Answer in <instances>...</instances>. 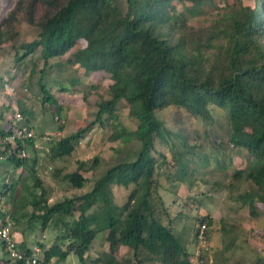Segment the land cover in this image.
Here are the masks:
<instances>
[{
  "label": "trees",
  "instance_id": "trees-1",
  "mask_svg": "<svg viewBox=\"0 0 264 264\" xmlns=\"http://www.w3.org/2000/svg\"><path fill=\"white\" fill-rule=\"evenodd\" d=\"M208 2L212 0H124L125 9L114 0L16 2L5 27L0 29V48L18 35L10 27L17 12H22L29 24L39 28L35 39L12 48L15 61H22L40 48L42 63L37 86L43 93V101L55 102L45 86L50 60L61 57L79 41L84 44L73 52L74 62L86 71H102L112 80L109 96L96 101L94 121L55 140L54 157L69 156L76 142L95 125H110L114 129L112 140L132 144L131 156L114 162L84 194L50 205L42 187L40 198H33L31 217L40 218L42 227L53 216L63 222L64 216L76 212V218L66 229L65 248L56 243L46 247L34 239V244H39L42 250L40 264H50L52 259L65 260L69 253L83 262L95 234L101 230H107L111 250L122 244L131 252L129 257L111 259L105 264H201L206 246L202 244L198 253L190 256L181 237L172 231L171 219L167 224L162 220L169 218L159 194L158 179L166 165V155L157 149V143L167 146L175 159L177 169L165 172L168 179L182 182L190 173L192 181L189 180L193 182L194 168L197 170L199 166L189 171L186 166L190 162L200 165L207 159L199 143L188 145V135L182 130L167 129L158 117L170 108L184 109L193 117L211 121L214 111H222L228 130L227 147L217 150L214 159L218 165L223 163L227 167L222 160L227 157L230 162V151L240 150L245 154L244 168L234 170L227 186L237 189L243 184L236 198L251 213L255 214L256 208L264 205V0H256L253 6L244 5L242 0L226 3L208 25H191L184 10L194 12ZM173 3L180 4V9ZM38 6L42 12L36 18ZM19 48L24 52L18 53ZM4 82L0 75V87ZM121 103L128 106L127 117L136 121L134 129L121 123L118 112ZM17 110L21 123L32 129L28 125V110ZM11 132L8 123L0 128V157L17 167H27V148L33 145V138L11 143L5 139ZM215 140L220 149L221 141L217 137ZM21 148L26 150L24 157L18 155ZM98 164L95 156L91 164L80 162L65 177L80 189L89 181L86 173L93 172ZM32 179L35 186L42 185L38 176ZM112 185H120L127 191L124 204L113 201ZM11 190H15V183L2 181L0 196L4 198ZM96 204H100L98 211L105 218L102 227H92L91 213H87ZM38 211L41 212L35 214ZM9 217L12 221L10 214ZM210 225V218L198 219L194 233L197 242L208 241ZM0 247L4 249L1 243ZM32 247L23 246L25 254ZM6 261L25 264L21 260L7 258ZM255 264H264V259H258Z\"/></svg>",
  "mask_w": 264,
  "mask_h": 264
},
{
  "label": "rangeland",
  "instance_id": "rangeland-1",
  "mask_svg": "<svg viewBox=\"0 0 264 264\" xmlns=\"http://www.w3.org/2000/svg\"><path fill=\"white\" fill-rule=\"evenodd\" d=\"M114 1L125 9L124 0ZM234 1L236 0H212L200 5L194 12L184 10V13L191 25H208L224 9L226 3ZM255 1L242 0V3L253 6ZM16 2L18 0H0V29L5 27L7 17L15 9ZM173 6L180 9V4L173 3ZM36 12L38 18L42 9L38 6ZM10 27L18 35L0 48V75L5 81L0 87V128L7 127V123L10 125L14 110L25 108L28 110L26 114L29 117L28 125L33 129L34 138L33 145L27 148L28 166L20 168L17 172L12 170L13 176L20 174L17 188L11 190L12 198L7 199L9 195H4L0 209L9 213L12 218L14 238L18 236L19 241L23 240L17 230L24 228L27 234L36 236L46 247L56 243L59 247L65 248L68 242L66 229L76 218V212L72 216H64L63 222L57 220V216H53L45 227H42L40 218L31 217L34 211L33 198H40L42 187L46 201L50 205L64 198L84 194L91 190L94 180L114 162L131 156L132 144L112 140L110 135L114 133V129L110 125L106 124L105 127L95 125L76 142L75 150L69 156L54 157L52 147L55 140L70 135L94 121L96 101L109 96L112 80L102 71H86L80 63L74 62L73 52L84 44L79 41L61 57L50 60L51 66L47 70L45 86L55 102L43 101V93L37 86L38 71L42 63L40 48L22 61L14 60L15 51L12 48H18L20 43L35 39L39 28L29 24L22 12L16 13ZM17 50L18 53L24 52L20 48ZM127 107L124 103L119 105V119L125 127L134 129L136 121L127 117ZM158 117L167 129L182 130L184 135H188V145L199 143L201 153L207 158L202 160L200 165L190 162L186 166L188 171L199 166L197 170L194 168L193 182L190 183V180L192 181L190 173L182 182L168 179L165 172L170 169L174 172L177 169L175 159L167 146L157 143V149L166 155V165L160 170L161 175L158 177L159 194L169 214V218L163 217V223L167 224L171 219L172 231L181 237L190 256L192 253L197 254L198 247L202 244L206 246L201 264H255L258 259H264V205H259L255 214L251 213L250 209L242 207L240 200L236 198L241 188H244L243 184L237 189L227 186L234 170L244 168L245 154L240 150L230 151V162L226 155L222 160L227 167L223 166V163L221 166L218 165L214 159L217 150L222 151L227 147L228 130L222 111H214L213 121L193 117L184 109L177 108L159 113ZM47 136L50 137L49 140L45 138ZM216 137L221 141L220 149H217L219 144H215ZM176 144L180 149L178 141ZM95 156H98L99 164L93 172L86 173L89 181L80 189L73 187L65 174L74 171L80 162L91 164ZM3 175L4 172L0 177ZM34 175L39 177L41 186H35L33 183ZM111 193L117 205L124 204L127 195L125 189L120 185H112ZM98 205L100 204L87 211L89 215L91 213L92 227L96 225L102 227L105 220L98 211ZM201 217L210 218L211 225L208 241L202 240L200 243L195 240L194 233L196 223ZM106 236L107 230L95 234L83 262H80L74 253H69L65 260L54 259L52 264H105L111 259L118 261L131 255L126 245L117 244L111 250ZM15 240L17 241L16 238ZM19 241L18 248L22 249ZM3 250L0 247V264H7V256Z\"/></svg>",
  "mask_w": 264,
  "mask_h": 264
},
{
  "label": "built area",
  "instance_id": "built-area-1",
  "mask_svg": "<svg viewBox=\"0 0 264 264\" xmlns=\"http://www.w3.org/2000/svg\"><path fill=\"white\" fill-rule=\"evenodd\" d=\"M12 128V132L5 136L6 141L14 143L16 140H24L27 138H34V132L27 125L21 123V114L18 110H15L12 119L9 121ZM50 139V137H45ZM21 157L26 156L25 148H21L18 152ZM2 157H0L1 159ZM3 202V197L0 196V204ZM2 216H0V243L4 247L6 256L11 261H24L25 264H40V256L42 257L41 247L34 245L31 248L30 253L25 254L26 249H19L15 238L13 237V222L11 221L9 214L1 210ZM201 237V235H200ZM204 241V240H203Z\"/></svg>",
  "mask_w": 264,
  "mask_h": 264
},
{
  "label": "crops",
  "instance_id": "crops-1",
  "mask_svg": "<svg viewBox=\"0 0 264 264\" xmlns=\"http://www.w3.org/2000/svg\"><path fill=\"white\" fill-rule=\"evenodd\" d=\"M24 166H19V167H17V166H15L12 162H10V161H7V160H5V159H0V175H1V173H3L4 172V175H3V177H0V187H1V184H2V181H8V180H10L9 182L11 183V184H13V183H15V190H16V188H17V181L19 180V173H18V176H13L12 175V170L14 171V172H17V170L19 171V169L20 168H23ZM10 194V195H9ZM9 194H7V195H9V196H7V199H9L10 198V196H11V193H9ZM17 223V222H16ZM14 230V229H13ZM25 229L24 228H22V230L20 229H18L17 231H19V237L21 238V239H25L24 241L23 240H20L19 241V239H18V236H17V232H16V236L17 237H15L16 239H17V241H19L20 243V246L23 248V246H27V247H32L33 245H35L34 244V239H36L37 240V237L36 236H31V234L29 233V234H27L26 233V231H24ZM14 232V231H13ZM13 234H15V233H13ZM30 238H31V241H30ZM29 239V240H28ZM33 239V240H32ZM37 244V243H36ZM38 246H40L39 244H37ZM52 262H53V259L51 260V263L50 264H52Z\"/></svg>",
  "mask_w": 264,
  "mask_h": 264
}]
</instances>
